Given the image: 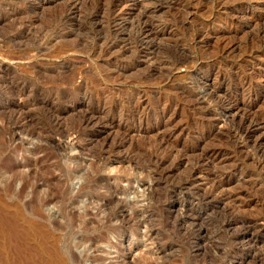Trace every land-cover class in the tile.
Here are the masks:
<instances>
[{
	"label": "rangeland",
	"instance_id": "obj_1",
	"mask_svg": "<svg viewBox=\"0 0 264 264\" xmlns=\"http://www.w3.org/2000/svg\"><path fill=\"white\" fill-rule=\"evenodd\" d=\"M225 96L264 114V0H0V201L26 247L1 238L0 264H264V162ZM181 146L224 150L198 188ZM214 177L230 200L201 198Z\"/></svg>",
	"mask_w": 264,
	"mask_h": 264
},
{
	"label": "bare ground",
	"instance_id": "obj_2",
	"mask_svg": "<svg viewBox=\"0 0 264 264\" xmlns=\"http://www.w3.org/2000/svg\"><path fill=\"white\" fill-rule=\"evenodd\" d=\"M143 17V16H142ZM140 21V20H139ZM144 23V22H143ZM145 26V25H144ZM140 28V27H139ZM146 34L144 35H148L152 36V38L157 37V34L154 33V28H150V26H146ZM141 31V30H140ZM156 31V30H155ZM145 32V31H144ZM138 37V36H137ZM142 37V36H141ZM147 37V38H148ZM146 39V38H145ZM150 39V38H149ZM151 40V39H150ZM144 41V40H143ZM148 41V40H146ZM146 43V42H145ZM123 45V44H122ZM244 49V48H243ZM149 58V57H148ZM146 60V59H145ZM189 62V58L185 57V59L182 60H178L173 64V69H180L181 67H185L186 64H188ZM199 64V63H198ZM135 65V64H134ZM148 67H151L150 65ZM149 70V69H148ZM145 79V78H144ZM206 87V84L204 85ZM207 88V87H206ZM198 91V90H197ZM206 94L202 95V96H196V100L193 101V108L196 106L203 105L206 100L209 101V99H215L218 97L219 99V95L221 94L220 88L219 89H206ZM195 94V93H194ZM226 97V96H225ZM143 101V100H142ZM168 101V100H167ZM221 101V100H220ZM210 102V101H209ZM179 103V102H178ZM215 103V102H214ZM225 105L227 104V106H225L226 108L228 107L229 113L225 114L224 117L225 119H227L228 117L231 118V123L233 122L236 126H237V130L240 139L242 140V145H246V147H252L255 150L260 151L261 153V160L264 162V114H255L252 111L248 110L247 107L246 108H236L237 107V99L233 98V97H226L224 99L223 102ZM171 106V105H170ZM220 106V105H219ZM167 107V106H166ZM172 107L169 108H165L162 112H161V120H165V122L167 121L166 118L168 117V111L171 109ZM235 108L237 109V111H235ZM171 111V110H170ZM217 111V110H216ZM235 111V112H234ZM171 114V113H170ZM172 115V114H171ZM174 115V114H173ZM175 116V115H174ZM95 117V116H94ZM158 118V117H157ZM175 118V117H174ZM214 118V117H213ZM219 118V117H218ZM168 119V118H167ZM173 119V118H172ZM223 119V118H222ZM170 120V118H169ZM157 121V119H156ZM162 121V122H163ZM171 121V120H170ZM212 123V127L214 130H222L225 127V122L222 121L221 119H217L214 118ZM164 122V123H165ZM172 122V121H171ZM170 123V122H169ZM159 124V123H158ZM112 127V126H111ZM161 128V127H160ZM165 128V126H164ZM168 128V127H167ZM161 130V129H160ZM159 130V131H160ZM158 131V132H159ZM162 132V131H161ZM205 132V131H204ZM212 132V131H211ZM211 132L209 131V135H211ZM160 133V132H159ZM188 133V132H187ZM202 133V132H201ZM236 133V134H237ZM163 137H164V132L162 133ZM176 135V133H175ZM171 136H174L171 135ZM170 136V137H171ZM161 137V136H160ZM162 137V138H163ZM164 139V138H163ZM166 139V138H165ZM170 139V138H169ZM168 140V138H167ZM166 140V142H167ZM206 140V137L203 139ZM238 140V139H237ZM165 141V140H164ZM170 142V141H168ZM115 143V142H114ZM165 143V142H164ZM113 144V143H112ZM166 145V144H165ZM238 145H240L238 143ZM184 146V145H183ZM186 147V146H185ZM241 147V146H240ZM179 148V147H178ZM182 149V146L181 148ZM175 151V150H174ZM200 151V152H199ZM223 149L220 147H213L211 149H204V148H195V147H186L184 149H182L179 152L177 161H175V164L173 163V167L175 168H180V167H185V166H189V177L188 179H186L185 181V185L186 188H198L197 184L199 182V178L200 176V171H202V167L204 165H206L207 163L209 165H214L217 163H220L221 158L223 157ZM246 157V156H245ZM195 161V163H192L193 166H190V162L191 161ZM261 161V162H262ZM262 162V163H263ZM223 165V164H222ZM251 166V165H250ZM211 167V166H210ZM161 169V168H160ZM231 169V168H230ZM188 170V169H187ZM186 175V174H185ZM199 178V179H198ZM204 181V180H203ZM207 184H209V186H207ZM204 186H199L200 188H202L203 190V194L202 197L203 199L206 200L207 197L211 196L217 199H220V196H223V200H228L229 198L227 197V195L225 194L226 192L222 189L224 188V185H226V183L224 184L223 179L220 177H214L211 180V183H207ZM203 185V184H202ZM201 196V195H200ZM230 196V195H229ZM230 200V199H229ZM204 201V200H203ZM3 201H0V239L3 238L5 240L6 237L12 239V241H17L18 242V248L17 251L18 252H22V250H26V247L23 245H19L20 243V238L21 236L18 235V232H20V230L18 231L19 226L17 225V218H14V216H16V213L14 215L7 216L9 215V213H11L9 211V213L5 214V207L9 206H3L4 203H2ZM2 203V204H1ZM7 204V203H6ZM5 204V205H6ZM9 205V204H8ZM12 207V206H11ZM14 207V206H13ZM15 209V208H14ZM13 208L11 210H14ZM18 208L16 207V210ZM9 210V209H8ZM20 210V209H19ZM21 211V210H20ZM17 212V211H16ZM19 212V211H18ZM17 212V213H18ZM21 215V214H19ZM23 216V215H21ZM25 219V218H24ZM26 220V219H25ZM27 221V220H26ZM29 221V220H28ZM29 223V222H28ZM25 224V223H24ZM30 225V224H29ZM21 227V226H20ZM25 228V227H24ZM23 228V229H24ZM39 228V227H38ZM22 229V228H21ZM41 229V228H40ZM31 230V229H30ZM27 232V231H26ZM22 233V232H20ZM29 233L27 232V235ZM20 236V238H19ZM23 236V235H22ZM42 236V235H41ZM27 238V237H26ZM2 239V240H3ZM22 239V238H21ZM7 240V239H6ZM9 241V240H8ZM25 242V241H24ZM43 244V243H42ZM2 247V244H1ZM0 247V248H1ZM7 247V246H5ZM47 247V246H46ZM16 251V252H17ZM29 252V250H28ZM25 252L24 254H19V260L20 263L21 262H25L27 263L28 259L30 261V264L33 262L32 261V255L30 256L29 253L31 252ZM39 253V252H38ZM37 253V255H38ZM52 253V252H51ZM56 253V252H55ZM1 257V256H0ZM39 262L46 263L45 259H44V253H39ZM58 257V256H57ZM5 261V260H4ZM3 261V262H4ZM14 261V260H13ZM10 262V261H9ZM17 262V261H16ZM62 263V262H61ZM6 264V262H5ZM29 264V263H28ZM33 264H36L33 262Z\"/></svg>",
	"mask_w": 264,
	"mask_h": 264
}]
</instances>
